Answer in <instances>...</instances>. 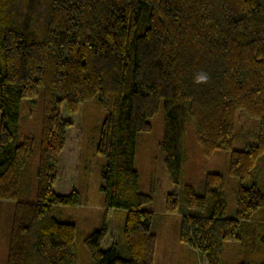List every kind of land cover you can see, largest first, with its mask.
I'll list each match as a JSON object with an SVG mask.
<instances>
[{
	"label": "trees",
	"instance_id": "1",
	"mask_svg": "<svg viewBox=\"0 0 264 264\" xmlns=\"http://www.w3.org/2000/svg\"><path fill=\"white\" fill-rule=\"evenodd\" d=\"M206 74V83H197ZM42 90L37 199L19 201L35 142L20 140L21 107ZM107 111L97 151L106 157L104 207L125 213L123 240L106 250V224L85 239L93 264H155L159 221L139 189L140 133L163 107L160 147L180 188L191 122L205 158L229 155L240 180L236 217L227 218L225 178L208 173L198 193L184 185L165 212L182 215L180 240L222 264L224 244L240 242L239 264H264V0H0V201L15 202L7 264H77L76 225L55 211L80 204L54 191L59 157L80 106ZM258 121L256 143L233 149L237 113ZM182 201V204H181ZM256 213L260 219L255 218ZM257 216V217H258Z\"/></svg>",
	"mask_w": 264,
	"mask_h": 264
},
{
	"label": "rangeland",
	"instance_id": "2",
	"mask_svg": "<svg viewBox=\"0 0 264 264\" xmlns=\"http://www.w3.org/2000/svg\"><path fill=\"white\" fill-rule=\"evenodd\" d=\"M107 111L98 103V98L83 103L75 116H67L73 125L68 130V142L59 157V176L54 191L60 195L78 192L80 204L55 211L61 221L76 225L77 264H93L86 247L85 239L106 224L108 234L101 244L106 250L114 242L123 240L125 213L107 210L104 207V193L100 190L101 172L106 157L97 151L100 128ZM43 117L42 90L33 100H25L21 107L19 125L20 140L32 137L35 142L33 152L22 172L19 201L33 203L37 199V168L40 155L41 122ZM152 129L140 133L136 144L135 168L139 172V189L152 195L153 201L145 205L144 211H152L161 216L165 214L166 197L170 193L181 195L184 185H192L198 193L203 190V180L208 173L221 174L225 178L227 218L236 217V193L240 180L229 175V155L226 151H216L211 158H205L194 136L193 124H188V151L184 166L183 184L174 185L164 165V152L160 147L163 135V107L150 120ZM236 138L233 149H246L256 143L258 121L242 112L237 113ZM258 182L264 192V160L256 172ZM182 204V201H181ZM15 202L0 201V264H7L9 241ZM256 213L255 218L260 219ZM182 215L164 217L159 221L155 264H207L205 256L191 250L180 240V221ZM240 242L224 244L222 264H239L243 259Z\"/></svg>",
	"mask_w": 264,
	"mask_h": 264
},
{
	"label": "clouds",
	"instance_id": "3",
	"mask_svg": "<svg viewBox=\"0 0 264 264\" xmlns=\"http://www.w3.org/2000/svg\"><path fill=\"white\" fill-rule=\"evenodd\" d=\"M208 80V76L206 74H200L197 79L196 82L197 83H206Z\"/></svg>",
	"mask_w": 264,
	"mask_h": 264
},
{
	"label": "crops",
	"instance_id": "4",
	"mask_svg": "<svg viewBox=\"0 0 264 264\" xmlns=\"http://www.w3.org/2000/svg\"><path fill=\"white\" fill-rule=\"evenodd\" d=\"M109 210H111V211H114L113 209H109ZM121 213H123L122 211H120ZM150 212H152V211H150ZM153 213V212H152ZM154 214H160V213H155L154 212ZM162 215H164L166 218L165 219H167L169 216H172V215H169V214H167L166 212H165V214H162ZM115 243V242H114Z\"/></svg>",
	"mask_w": 264,
	"mask_h": 264
}]
</instances>
